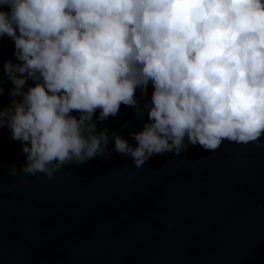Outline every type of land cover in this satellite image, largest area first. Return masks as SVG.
I'll return each instance as SVG.
<instances>
[{"label":"clouds","instance_id":"1","mask_svg":"<svg viewBox=\"0 0 264 264\" xmlns=\"http://www.w3.org/2000/svg\"><path fill=\"white\" fill-rule=\"evenodd\" d=\"M5 35L20 63L3 65L13 99L0 127L23 142L25 175L52 180L74 160L110 155L93 116L122 104L149 117L131 133L136 146L112 133L136 168L188 144L216 150L264 136V0H0ZM149 82L141 109L135 92Z\"/></svg>","mask_w":264,"mask_h":264},{"label":"water","instance_id":"2","mask_svg":"<svg viewBox=\"0 0 264 264\" xmlns=\"http://www.w3.org/2000/svg\"><path fill=\"white\" fill-rule=\"evenodd\" d=\"M148 120L136 112L113 132L136 146ZM112 133L110 155L52 180L0 164V264H264V136L136 168Z\"/></svg>","mask_w":264,"mask_h":264},{"label":"trees","instance_id":"3","mask_svg":"<svg viewBox=\"0 0 264 264\" xmlns=\"http://www.w3.org/2000/svg\"><path fill=\"white\" fill-rule=\"evenodd\" d=\"M10 11V9H5ZM15 45L14 41L8 37H0V86L3 87V92L0 94V109L7 108L13 99L10 96V90L13 87L12 82L9 80L4 72V63L11 60L13 63H20L14 55ZM34 85V81L28 79L25 84V89ZM154 91V86L149 82L146 90V95L142 97L141 89L137 88L135 95L139 100L140 108L146 103L148 99L152 97ZM16 99H20L17 97ZM136 109L131 106L121 105L119 112L115 116H110L106 120H99V109L93 116V122L96 123L97 133L103 129H107L108 136L118 129L123 123H125L129 118H131L135 113ZM72 115L79 118V112H72ZM87 135V134H86ZM23 142L19 140H14L11 138V130L5 125L0 127V164H12V165H26L28 163L26 155L22 151Z\"/></svg>","mask_w":264,"mask_h":264}]
</instances>
